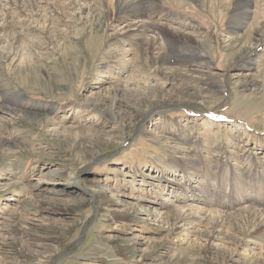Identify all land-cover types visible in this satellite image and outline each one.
<instances>
[{"label":"rangeland","instance_id":"374dc122","mask_svg":"<svg viewBox=\"0 0 264 264\" xmlns=\"http://www.w3.org/2000/svg\"><path fill=\"white\" fill-rule=\"evenodd\" d=\"M43 1L68 14L32 59L0 45V264H264L249 224L208 216L264 208V60L244 67L264 0L241 29L237 0H157L114 25L107 0ZM135 22L205 62L161 66L121 30Z\"/></svg>","mask_w":264,"mask_h":264},{"label":"bare ground","instance_id":"6f19581e","mask_svg":"<svg viewBox=\"0 0 264 264\" xmlns=\"http://www.w3.org/2000/svg\"><path fill=\"white\" fill-rule=\"evenodd\" d=\"M10 1H11L12 6H8V5L5 6L4 3H0V45L5 44V47L15 49V50L20 49L19 51H20L21 60L23 59L26 61L27 59L30 61L32 59L30 57V52L31 50H33L31 47L34 45V44L32 45L33 41H31V38L40 37V34H41V35H44L48 39L51 36L50 30L52 29L51 27L52 21L59 22L65 19L66 17L65 15L68 13L63 12L60 9L61 6L58 4L57 5L60 6V8L57 7V5H53V4H50L49 6L45 5L44 4L45 2L43 0H10ZM253 1L254 0H237L236 7L234 8L235 13L233 15L235 18L234 21H236L234 23L235 29H239V28L241 29V28H245L246 26H248L249 23L247 21L251 18V12L248 9H246L244 6L249 5ZM74 2H77V0H70V2L67 1L66 5L72 4ZM106 2L107 4L105 7L107 8V16H110L109 19L110 21L113 22V25L116 22H118L119 19L126 20L128 19L129 16L132 17V15L135 12L141 11L143 8H145V10H147V12L151 14H155V12L158 11L157 0H107ZM238 11L240 13H237ZM17 13L20 15V16L18 15L19 17L15 16V14ZM38 24H43V25L42 27H40L41 25L38 26ZM256 24H257L256 31H258L260 34L257 36L258 42L254 46L255 49H257V51L253 57H249L246 59L244 67H247V68L257 66L261 64L264 60V49L262 51V48L264 47V37L260 33L261 23L256 22ZM249 26L251 27L252 25L249 24ZM157 27L160 29L159 30L160 32H157V37L156 36L147 37L146 31L149 29L156 30ZM161 27H164V26L162 25L158 26L156 25V23L152 24V23H147V22L146 23L145 22H135L132 24L127 23L121 28V30H124V34L131 38L133 37L140 38L142 41L140 44H142V46H147L148 50H150L151 53L156 56L157 62L161 66L162 64L165 65V63L169 62V60H171L172 58H174L175 60L179 62H184L186 64H188L191 60L196 61V57L202 58L201 61L205 62V58L201 57L202 56L201 52H197L196 50H193L187 44L184 45L183 43H180L178 41L169 40L168 37H166V34L162 32L163 28ZM174 33H175V30H174ZM160 39H162V41H166L165 48H163V43ZM207 43L208 42H206V44ZM155 50H158V53H154ZM120 57H123V56H120ZM252 85L255 86V83L251 84V82H249L245 84V86L243 87L248 88L250 86L252 87ZM210 88L211 87H205V90L207 92L209 91L212 93V88L211 89ZM6 95H7L6 97H10L11 99L13 97L20 98L24 102V98L22 97V94L18 90L7 92ZM19 113L25 118H28L31 116L30 115L31 113L29 114L27 112H22V111H19ZM40 118L41 117L39 115L35 116V120H40ZM192 148H193V145L189 146L188 153L192 151ZM148 208H150L149 205H148ZM179 210H177V215L180 212L184 213L183 211L181 210L179 211ZM208 212H209L208 213L209 220L215 223L213 224V229L217 231L218 233H222L224 231L222 227L225 225H228V224L238 225L241 222L242 225L243 224L245 225L246 223L247 225L249 224L248 225L249 230L247 231L245 230L243 232L246 239L248 240L247 242L251 241L257 244L259 240H262L264 238V208L256 209L253 207H246L244 209H241V211H239L240 212L239 214L238 213L236 214L223 213L219 211L218 209H211ZM187 216L188 218L191 217V221L197 220L196 222H198L197 217H199V215L197 211L192 216L191 215H187ZM195 216L196 218L192 219V217H195ZM184 218H187V217H184ZM234 234L235 235L237 234V230H234ZM251 235L255 236V237L253 236L255 238L254 241L250 239Z\"/></svg>","mask_w":264,"mask_h":264}]
</instances>
